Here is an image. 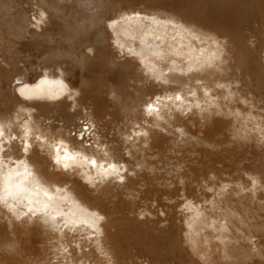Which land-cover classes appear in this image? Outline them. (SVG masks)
Wrapping results in <instances>:
<instances>
[{"label": "bare ground", "instance_id": "6f19581e", "mask_svg": "<svg viewBox=\"0 0 264 264\" xmlns=\"http://www.w3.org/2000/svg\"><path fill=\"white\" fill-rule=\"evenodd\" d=\"M17 134L0 264H264V0H0Z\"/></svg>", "mask_w": 264, "mask_h": 264}, {"label": "rangeland", "instance_id": "374dc122", "mask_svg": "<svg viewBox=\"0 0 264 264\" xmlns=\"http://www.w3.org/2000/svg\"><path fill=\"white\" fill-rule=\"evenodd\" d=\"M195 134H196L197 137L200 136V135H199V132H197V131H196ZM195 134H194V135H195ZM200 134H201V133H200ZM192 135H193V134H192ZM194 135H193V136H194ZM191 138H192V139H191ZM189 139L192 140L191 142H193V144H191V142L189 141ZM194 139L196 140L195 136H194V137L191 136L190 138L187 137L184 141L187 142V140H188V143L191 144V145H189V144H187V145H189V146H193L194 144H196L195 141H194ZM182 146H184V145H182ZM189 146H186V148L181 147L180 149H181V150H182V149H187ZM180 149H179V151H181ZM214 167H216V166H214ZM217 167H221V166L217 165ZM200 187H201V188L198 187L199 189H201V190H200V194H199V196H201V195H203V194H208V191L202 189V183H200ZM189 188H190V187H189ZM192 188H193V186H192ZM124 189L127 190L126 187H124ZM202 190H203V191H202ZM205 191H206V192H205ZM205 197H206V196H205ZM207 198H208V196H207L206 198H204V200H203V199H201L200 201L198 200V201L200 202L199 204L197 203L198 201L195 199V200H194L195 202H193V204H194V205H198V206H199L198 208H200V206L202 205V203H205V204H206L205 201H207V203L209 202V200H208ZM195 203H197V204H195ZM189 205H190V204H189ZM189 205H187L186 202H185V204H183V202H182V207H183V208H186V209H187V208L189 207ZM27 208H28V207H27ZM27 208H25V210H26L27 215L30 217V216H32V215H29V214H33V213H29L28 210H27ZM202 209H203V206H202ZM199 210H200V209H199ZM199 212H200V211H199ZM38 213H39V212H37V215H38ZM184 213H185V211H184ZM189 213H191V212H189ZM217 213H219V212H217ZM220 213H221V212H220ZM24 214H25V212H24ZM39 214H40V213H39ZM186 214H188V213L186 212ZM21 215H22V216H20L19 220L21 219V217H22V218H25V217H26V219H21L22 222H20V224L22 223V224H24V225H31V226H32V223H33L34 221H36V220L38 221L37 224L40 223V222H41L40 224H42V225L45 224V222H42V219H38V218H42V215L40 214L39 216L36 217V212H35V215L33 214L34 216L32 217V219H33L34 217H35V219L37 218L36 220H35V219H33V220H29V219H31V217L29 218L28 216H23V213H22ZM45 216H49V215L46 214ZM219 216H220V217H219ZM223 216H224V214H223V215H219V214L217 215V214H216V215H213V216L211 217V220H214V219H220V218L223 217ZM47 218H48V217H47ZM3 219H4L3 216L0 215V222H1V223L3 222ZM221 219H222V218H221ZM23 220H24V221H23ZM224 220H225V222H224L225 224H226V222L228 223L227 218H224V219H222L221 221L223 222ZM25 221H26V222H25ZM28 221H30V223H29ZM51 221H52V220H51ZM23 222H24V223H23ZM25 223H26V224H25ZM28 223H29V224H28ZM222 224H223V223H222ZM35 225H36V223L34 222V223H33V226H35ZM45 225H46V224H45ZM45 225H44V227H45ZM33 226H32V227H33ZM36 227H37V225H36ZM210 233H211V235H212V232H210ZM231 233H233L232 235H235V232H234V231H231ZM213 235H215V234H213ZM213 235H212V237H214V239L217 241V242H216L215 240L212 241V244H214V245H212V247H214V246L216 247V246H217L216 248H215V247L212 248L213 251L216 250V251H218V252H222L223 244L221 243V242H222L221 238H219L218 236H217V237H216V236H213ZM232 235H230V237H231V238H234V236H232ZM74 236H75V235H74ZM227 236L229 237V235H227ZM82 237H83V238H82ZM86 237H87L86 234L83 233L82 236H79V237H78V240H80V242H81V241H82L83 239H85ZM212 237H211V238H212ZM74 238L77 239L76 236H75ZM80 238H81V239H80ZM212 239H213V238H212ZM218 239H219V240H218ZM223 239H224V238H223ZM239 240H240V239H239ZM258 240H259V238L256 237V236H254L252 239H251V238L248 239V241H249L251 244H252V243L255 244V242H256V243L260 242V240H259V241H258ZM216 243H217V244H216ZM218 243H219V244H218ZM219 245H220L221 247H220ZM219 247L221 248V250L219 249ZM49 263H50V264H54L53 261H51V259H50V260H49V259H46V261H44V264H49ZM42 264H43V263H42Z\"/></svg>", "mask_w": 264, "mask_h": 264}, {"label": "snow or ice", "instance_id": "6c2138e0", "mask_svg": "<svg viewBox=\"0 0 264 264\" xmlns=\"http://www.w3.org/2000/svg\"><path fill=\"white\" fill-rule=\"evenodd\" d=\"M19 91H20L21 95H26L24 89H20ZM175 99H179V97H176ZM146 110H147V112H148L149 115L152 114L153 108H152V101H151V99L148 101L147 109ZM86 132H87V128L86 127H84V128L81 129V133H80V136H79V138L81 140L84 139V135L83 134L86 133ZM17 139H19L21 141L20 147L22 149H24L25 151H27V149L30 147V145L27 144L24 141V135L23 134H17L16 136H8L7 139H4L2 136H0V153H7V152H9L10 151L9 141H11V140H17ZM32 139H33V141H35L38 138L34 135L32 137ZM81 146H83V145H81ZM47 147L50 150L62 151V149H59V148L53 149V147H52L51 144H49ZM7 161H8V157L5 156L4 157L5 166L7 165ZM56 162L59 163L58 160ZM120 167L122 168L123 166L121 165ZM65 169H67V166H65ZM112 171L114 173H116L117 175H119V171H118V169H117V167L115 165L112 166ZM253 183H255V181H253ZM28 212L35 214V211L32 208H29L28 209ZM25 214L27 215V213H25ZM99 219H103V217H99Z\"/></svg>", "mask_w": 264, "mask_h": 264}]
</instances>
